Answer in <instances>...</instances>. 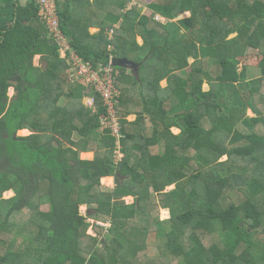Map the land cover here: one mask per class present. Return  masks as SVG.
Listing matches in <instances>:
<instances>
[{
    "label": "trees",
    "instance_id": "trees-1",
    "mask_svg": "<svg viewBox=\"0 0 264 264\" xmlns=\"http://www.w3.org/2000/svg\"><path fill=\"white\" fill-rule=\"evenodd\" d=\"M54 1L80 58L127 59L137 73L115 67L118 148L100 127L101 99L87 108L82 86L68 82L34 2L0 0V264H264V0H155L150 16L123 12L127 0ZM247 48L262 57L253 79L237 60ZM19 129L30 134L14 139ZM87 151L92 159L79 157ZM105 176L114 177L109 190ZM87 217L107 224L89 235ZM153 231L159 252L140 254Z\"/></svg>",
    "mask_w": 264,
    "mask_h": 264
},
{
    "label": "built area",
    "instance_id": "built-area-1",
    "mask_svg": "<svg viewBox=\"0 0 264 264\" xmlns=\"http://www.w3.org/2000/svg\"><path fill=\"white\" fill-rule=\"evenodd\" d=\"M38 9V19L44 24L47 30V37L58 47V52L62 60L67 64L66 78L70 84L82 86L84 91L82 96L83 104L92 109L96 98L99 97L105 107V113L100 118V127L108 129L116 139L119 148V140L123 136L121 132V115L118 110L120 91L116 86L119 72L112 63L114 57H109L108 64L98 63L96 65L84 61L71 48L69 39L60 30L57 6L54 0H32ZM138 0H127L123 12H127L137 7ZM156 21H161L155 16ZM121 21L107 30L108 42L114 37L115 30L120 26ZM108 51H113L114 47L109 44ZM115 151V159L121 158L119 149Z\"/></svg>",
    "mask_w": 264,
    "mask_h": 264
},
{
    "label": "rangeland",
    "instance_id": "rangeland-1",
    "mask_svg": "<svg viewBox=\"0 0 264 264\" xmlns=\"http://www.w3.org/2000/svg\"><path fill=\"white\" fill-rule=\"evenodd\" d=\"M154 1L155 0H139L137 8L140 9L144 15H147L148 13L150 14V10L147 8V6H148V4H150V3L154 2ZM22 4H24V1H22ZM183 6H184V8H188L190 5H189V3H185V1H184V5ZM190 16H191L190 12L186 11L181 16H179V18L177 20L189 18ZM261 58H262L261 54L257 50L252 49V48H247L245 54L237 59L238 62H239V69L246 71L248 79H253V78H256V77H258L260 75V71L258 69V66H259V63L261 61ZM41 62L42 61L38 60L37 58L34 59V65L36 67H40L41 66ZM186 71H189V69H187ZM209 87L210 86H209L208 83L204 84V89L205 90H208ZM15 93H16V91L14 89V86H11L9 88V90H8L9 97L14 96ZM65 102H66V99L63 98V97L59 101L60 104H64ZM247 113H248L249 116H254L255 115L251 109H249L247 111ZM172 131L174 133L177 132L174 129ZM28 134H30V130H28V129H26V130L24 129L23 132L19 131V133H17V135H22V136H25V135H28ZM80 153H79V157L80 158H82V159L91 158L92 159V156H93L92 154H83L82 155ZM225 159H227V156H223L221 158V160H225ZM112 181L113 180L111 178H103L102 177L101 180H100L102 189L107 190V188H113L114 185L112 184ZM173 187H174V185L168 186L166 188V190L172 189ZM14 194H15L14 190L13 189H9V190H6L3 193V197L4 198L12 197ZM133 200H134L133 197H127L125 202L132 203ZM153 200H155V199H152V201ZM156 206H157V204H156ZM159 206L160 205L157 206V209H158L157 211L158 212L155 211L154 214L158 215L160 220L166 221L169 218V210L167 208H162V207H159ZM41 209H43V210L48 209V204L45 203V202L42 203L41 204ZM88 210H89L88 209V205H86V204L79 205L80 214L87 216ZM86 221L90 223V226H88V228L86 230V233H88L89 235H96L95 232H94L93 226H91V224L96 223V224H98L100 226H104V225L107 224V223H103V222H99V221H94L93 219L88 218V217H87ZM216 225H217V232L220 235V237L225 242L228 241V238L224 234V232L222 230L221 223H220L219 220H216ZM145 243H146V248L144 249V251L142 250L140 254H142L144 252V254L146 256L157 255V253L159 252L158 247H159V245L161 243V239L159 237L155 236L154 231L149 234V236L146 238V242Z\"/></svg>",
    "mask_w": 264,
    "mask_h": 264
},
{
    "label": "crops",
    "instance_id": "crops-1",
    "mask_svg": "<svg viewBox=\"0 0 264 264\" xmlns=\"http://www.w3.org/2000/svg\"><path fill=\"white\" fill-rule=\"evenodd\" d=\"M139 1V0H138ZM138 9V8H137ZM143 9V8H142ZM139 11H140V13L141 14H143L142 13V11L140 10V9H138ZM144 15V14H143ZM151 15V12H150V14L148 13L147 15H145V16H150ZM181 16V15H180ZM156 17H159L160 18V20L161 21H159V22H161V23H165L166 22V20L164 19V18H162V17H160V16H158V15H156ZM155 18V17H154ZM156 20V19H155ZM180 20V19H179ZM99 30L97 29V28H90L89 29V32H90V34H96L97 32H98ZM136 41H137V43L139 44V45H141L142 44V40H141V38L140 37H137L136 38ZM35 58H37L38 60H40V57L39 56H36ZM34 58V59H35ZM128 71H131V70H128ZM132 72V71H131ZM134 73V72H133ZM160 85L162 86V87H164L165 85H166V80L165 79H163L161 82H160ZM137 94H138V91H137ZM135 117H136V114L135 113H131L130 115H128L127 116V120H129V121H132V120H134L135 119ZM146 122H147V124H150V122H149V119L148 118H146V120H145ZM176 130L177 132L176 133H178L179 132V129L178 128H175V127H173L172 128V130ZM80 154H92L93 155V152H91V151H87V152H81ZM92 158H93V156H92ZM85 159H87V158H85ZM89 159H91V158H89ZM104 178H111L113 181H112V184L114 185V178H113V176H105ZM113 187V186H112ZM109 189H111V188H107V190H109ZM129 197H132V196H129ZM126 198H127V196L126 197H124V200H126ZM132 199V198H131Z\"/></svg>",
    "mask_w": 264,
    "mask_h": 264
},
{
    "label": "water",
    "instance_id": "water-1",
    "mask_svg": "<svg viewBox=\"0 0 264 264\" xmlns=\"http://www.w3.org/2000/svg\"><path fill=\"white\" fill-rule=\"evenodd\" d=\"M112 63L115 67H119V68H124L127 70H132L133 72L137 73V65L127 59H118V58H114L112 60ZM47 68V62L46 61H42L41 62V69L43 71H45ZM11 84H17L16 81L11 80L10 81ZM17 93V92H16ZM16 135L13 136L14 139H16L15 137ZM87 205V204H86Z\"/></svg>",
    "mask_w": 264,
    "mask_h": 264
},
{
    "label": "flooded vegetation",
    "instance_id": "flooded-vegetation-1",
    "mask_svg": "<svg viewBox=\"0 0 264 264\" xmlns=\"http://www.w3.org/2000/svg\"><path fill=\"white\" fill-rule=\"evenodd\" d=\"M12 85H13V84H12ZM14 85H16V84H14ZM14 89H15V88H14ZM8 90H9V89H8ZM15 91H16L17 93H15V95L12 96V97H9V94H8V91H7V96L9 97V101H13V100L16 99V97H17V95H18V90L15 89ZM19 131L23 132L24 129H19V130H17V132H15V133L13 134V136H14V135H16L15 137L22 136V135H17V133H19ZM4 136H6V135H4Z\"/></svg>",
    "mask_w": 264,
    "mask_h": 264
},
{
    "label": "clouds",
    "instance_id": "clouds-1",
    "mask_svg": "<svg viewBox=\"0 0 264 264\" xmlns=\"http://www.w3.org/2000/svg\"><path fill=\"white\" fill-rule=\"evenodd\" d=\"M135 8H137V7H135ZM127 118V117H126ZM114 178V177H113Z\"/></svg>",
    "mask_w": 264,
    "mask_h": 264
}]
</instances>
